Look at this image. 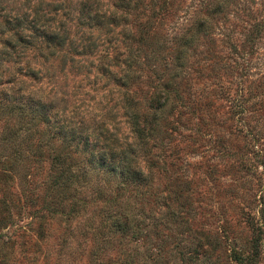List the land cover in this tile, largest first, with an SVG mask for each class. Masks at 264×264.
<instances>
[{"label":"rangeland","instance_id":"rangeland-1","mask_svg":"<svg viewBox=\"0 0 264 264\" xmlns=\"http://www.w3.org/2000/svg\"><path fill=\"white\" fill-rule=\"evenodd\" d=\"M134 1L136 11L126 0H0V168L18 163L0 176V264H264V230L253 245L264 221V0ZM61 22L74 40L63 66L64 49L38 35ZM126 56L140 69L121 84ZM29 94L52 103L48 122L7 111ZM130 95L151 131L137 155L147 179L119 188L71 147L87 173L51 188L54 127L117 157L136 142ZM25 122L29 142L5 141L3 128ZM125 200L137 236L110 225Z\"/></svg>","mask_w":264,"mask_h":264},{"label":"trees","instance_id":"trees-1","mask_svg":"<svg viewBox=\"0 0 264 264\" xmlns=\"http://www.w3.org/2000/svg\"><path fill=\"white\" fill-rule=\"evenodd\" d=\"M124 1V0H123ZM221 1L214 2L212 10H218ZM165 3V1H164ZM125 6L131 8L132 10L136 11L140 7L137 1H134L131 5V0H126ZM60 8V6L54 7V11H57ZM88 17H90L89 14H87ZM197 19L195 21V25H197V30L201 29L202 25H205V21L207 19L206 16L203 17H195ZM49 25V24H48ZM47 25V26H48ZM63 23L61 22L60 25L54 26L52 28L50 27H43L41 28L43 31L38 33V35H41V39L46 42V47H49L51 44L55 47H57L59 50L64 49L62 53L60 54L61 60L63 61L62 66L66 62L67 54L65 51L71 50L73 51V38L70 37L69 32H67L66 29L60 30ZM262 26L261 24L258 25V27ZM259 30V29H257ZM248 38L251 40L255 38L257 35L255 32L248 33ZM39 37V36H38ZM196 37V33H190L183 37V41L181 42L182 45L189 46L193 40ZM76 48V47H75ZM88 48V47H87ZM178 51V53H177ZM176 51V62L178 65L183 61L184 55L182 54L184 49H180ZM71 61H73V58H69ZM124 72H123V81H121V84H125L126 80L125 76H128L131 74L132 71H135L137 69H140V66L138 65V62L132 61L130 57L126 56L124 59ZM166 66V65H165ZM172 68H174V75L170 76L172 81L177 78L178 69L177 65L174 63L172 65ZM166 82V86H167ZM133 97L126 96L127 101V113L129 116L130 126L132 131L134 132L136 142L135 145H132L131 143H127L126 147H122L120 154L117 157H112L110 155V158L107 157L105 153V149L100 150V148L95 149L94 145H96V142H91L87 139L86 135H82L81 133H78L74 129L65 128V126L58 124V127H54L53 133L50 134L51 138L56 139L55 142L57 145L51 144L52 152L48 154V156L52 159V168L54 170V173L50 176V187L55 189L56 191H62L69 189L72 187V184L74 181L77 180V175L82 174L85 175L87 172H84L82 170L81 165L76 166V161L73 159L72 155L69 153V150L71 147H74L75 150H80L83 152H87V157L85 159V163L91 164L92 168H97L96 171H102V172H108L114 176L116 180H119L117 182V186L123 187L125 184L129 183H135L138 184L142 182L144 179H147V175L144 173L142 168L140 167V164L137 160L138 150L142 149L145 153L148 146V140L150 137L149 130L145 129V126L140 122V113L136 110V104L133 101ZM52 103L42 100L38 96H34L32 94L27 95L26 99L21 102L14 103L12 105H9L7 107V111L10 114L17 113L20 117L28 116L29 113L31 115L29 116L28 122L29 123H35L38 120L48 122L49 121V115L46 113L49 108H51ZM24 127V131L20 132L18 129L13 130L11 127H5L3 128L2 133L4 134L3 138L5 141H8L13 137V141L17 140V142L21 143L22 141L29 142L33 135L31 133V125H27ZM81 143V144H80ZM1 145V144H0ZM79 145V147H78ZM77 148V149H75ZM17 150V153L15 154L17 157L18 162H20V159L26 157L22 156V150H19L17 148H14V151ZM6 159V158H5ZM6 161V160H5ZM9 162V161H8ZM13 164V165H12ZM18 163L15 161L12 163H7L9 167H3L0 168V176H11L10 170L12 166H16ZM74 166L75 169H74ZM81 173H78V172ZM77 174V175H75ZM114 213L111 214L113 216V219L110 222V225L113 227L115 231H119L121 235L123 234H131L133 236H137L140 234V229H133L131 226H133V221L135 219L134 213L132 212L130 205L128 201H123L118 204H116L115 208L112 209ZM137 225V224H136ZM256 229L258 231V236L255 237V241H253L254 249H257V245L261 240L263 239L262 232L264 230V221L261 220V222L256 224ZM254 240V237H253ZM126 260V262L130 261ZM123 264H125V261H122ZM115 263V261H114ZM129 264V263H128ZM131 264V262H130Z\"/></svg>","mask_w":264,"mask_h":264}]
</instances>
